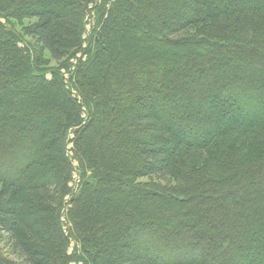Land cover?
<instances>
[{
    "label": "trees",
    "instance_id": "trees-1",
    "mask_svg": "<svg viewBox=\"0 0 264 264\" xmlns=\"http://www.w3.org/2000/svg\"><path fill=\"white\" fill-rule=\"evenodd\" d=\"M148 121L156 131L134 138ZM258 135L252 159L225 158L226 138ZM185 151L205 166L194 178ZM205 168L216 178L201 181ZM175 182L185 192L159 188ZM138 201L150 228L132 224ZM0 231L22 264H237L250 250L264 264V0H0Z\"/></svg>",
    "mask_w": 264,
    "mask_h": 264
},
{
    "label": "rangeland",
    "instance_id": "rangeland-1",
    "mask_svg": "<svg viewBox=\"0 0 264 264\" xmlns=\"http://www.w3.org/2000/svg\"><path fill=\"white\" fill-rule=\"evenodd\" d=\"M188 14V13H187ZM27 24V22H22L20 25H16V27H15V29H16V31L18 32V33H20L21 34V36L23 37V40L26 42V43H28V45H30L31 46V48H33V49H35L34 51H38V49L36 48L37 46H36V44H34V41H33V39L29 36V35H26L25 33H24V27L25 26H27L26 25ZM91 21H89V23H88V25H87V27H86V36H87V34H89L90 33V29H91ZM136 28V27H135ZM135 28H133V31L135 30ZM142 31H144V30H142ZM138 45V44H137ZM18 46L19 47H25L24 46V44L23 43H19L18 44ZM26 48V47H25ZM137 48H139V45L137 46ZM32 50V49H31ZM33 50H32V54H33V52H34ZM29 52H31L30 50H29ZM77 57H79V55H77ZM159 57V56H158ZM160 58V57H159ZM42 59H43V68H44V70L46 69V68H57V64H56V62L54 61V60H52V59H50L49 57H48V53L47 52H42ZM86 58H84V60H85ZM163 59V58H162ZM45 63V64H44ZM68 63H69V68L67 69V68H62L61 70H60V72H61V74H62V77H63V80H64V82L67 84L68 83V81H72V82H74V75H72L73 74V72H74V68H75V64H76V59L75 58H72L71 60H69L68 61ZM32 64V63H31ZM39 68H41L40 66H39ZM104 68V67H103ZM109 68H111V67H109ZM106 69H107V67H106ZM48 77H49V75H47ZM70 87V86H69ZM71 94L74 96V95H76L75 94V91L73 90V89H71ZM79 99V98H78ZM215 101V100H214ZM214 101H212V103H211V105H213V102ZM218 105V104H217ZM122 106V105H121ZM195 107H197V108H199V106H195ZM122 109H123V107H122ZM154 109V108H153ZM153 109H151V111H149L152 115H154V112H153ZM155 110V109H154ZM121 111V113H123L122 112V110L120 109V108H115V109H112V112H114V117L116 118V120H114L115 121V123H116V121L118 122V114H119V112ZM139 111V108L138 107H135V105L134 104H131V105H129V107H127V108H125V112H124V114H126V116H133L135 113H137ZM30 112H31V114H32V116L33 117H31L32 118V120H37V119H39L38 118V116H35L36 115V113L38 114L39 112L38 111H36V108L34 107V108H32V109H30ZM85 112V113H84ZM153 112V113H152ZM200 112V111H199ZM241 114H243L242 112H241ZM39 116L41 115L40 113L38 114ZM192 117L193 118H195V116L194 115H192ZM243 118L242 119H245V120H251L252 118H257L258 119V117H261L260 115H256V113H254L253 115H250L249 116V114H243V116H242ZM81 118H82V123H85L86 122V120H87V117H86V111H85V109L83 108L82 109V112H81ZM102 118V117H101ZM241 119V120H242ZM222 120V119H221ZM225 120V119H224ZM161 121L162 122H164V123H168V124H170V122L173 124V126L175 125V123H174V120L173 119H171V121L170 122H168V121H166V120H164V119H161ZM224 121H220V126L222 125L221 123H223ZM225 123H227V122H225ZM228 123H229V121H228ZM231 123V122H230ZM113 125H115L114 123H112ZM149 124H152V122H150V121H148V122H142L141 124H140V126H139V129H137V131H135L134 132V138H140V139H147V134H146V131L147 130H149V129H151V128H153L154 129V131H156V128L155 127H152L151 125L150 126H148ZM22 126V125H21ZM97 126H99V125H97ZM96 126V127H97ZM25 128H27V127H25ZM128 128V127H127ZM132 129L133 128H131L130 129V131H132ZM183 130H181L180 131V133L178 134L179 136L180 135H183V137H186V136H188L189 135V133H187V132H182ZM118 135V139L119 138H121V137H123L121 134H119V132L117 133ZM197 134V133H196ZM177 135V136H178ZM199 138L201 137L200 136V134H198L197 135ZM74 137V135H73V133L72 132H69V134H68V136H67V138L68 139H70V138H73ZM107 138V137H106ZM105 138V139H106ZM181 138V137H180ZM191 138V137H190ZM74 139V138H73ZM231 141H233V140H231ZM149 144L150 145H153V146H160L161 147V149L162 150H168V145H167V142L168 141H164V139H158V138H156V137H153V138H149ZM133 144V143H132ZM72 143H68V145H67V155L69 156V157H71V158H73V151H72ZM260 148H262L261 147V144H260V138H259V135L256 137V139H252V140H248V141H245V146H239V147H237V146H235L233 143H231L227 138L225 139V141H224V143L222 144V146H221V149H222V152H223V154H225V158H226V156L227 155H229L230 154V156H229V158L228 159H230L231 158V160L233 161V162H242V161H244V160H246V159H252V157L253 156H255L256 154H257V151H258V149H260ZM253 150H254V152H253ZM259 152V151H258ZM138 154V153H137ZM71 164H72V166H73V168H74V180H75V185H76V183L78 182V180H79V178H78V175H77V173H78V171H77V169H78V162H77V160L76 159H71ZM180 165H181V170H182V172L184 173V175H185V177L187 178V177H192V178H194V176H197L198 175V172L197 171H195V167H200V169L201 170H203V168L205 167L204 166V164L202 163V162H199L198 160H197V158H196V156H195V154H193V153H187L186 151L185 152H183V158L181 159V161H180ZM134 168H135V166H134ZM129 169H131V167L129 168ZM199 169V170H200ZM208 171H211V169L209 168L208 169ZM203 172H204V170H203ZM213 172V171H212ZM216 174V173H215ZM218 174V173H217ZM208 178V180H212V179H214V178H216L215 176H213V174H207V168H205V173H203L202 174V178H200V180L201 181H204L205 180V178ZM142 182H147V180H145V179H142L141 180ZM72 185V184H71ZM149 186H151V185H149ZM169 186H171V187H166V186H159V188L161 189L162 187L163 188H165V189H167V188H170V189H173V190H179V192H185V191H183V190H181V189H183V185L182 184H180L179 182H175V183H172L171 185H169ZM188 193H190V192H188L187 191V193H184V194H188ZM213 196V195H212ZM217 201V200H216ZM143 203V205L141 204V201L139 202H137V204H136V206H137V208H135V206L133 207V205L134 204H131L130 206V208H129V210H128V213H130V212H134L135 210H139V212H140V214L142 213L143 215H140L139 217L140 218H143L144 220H142V219H140L139 217L137 218V220L136 221H133L132 222V224L136 227V226H138L137 228L138 229H140V225L141 224H145V226H148V225H146L147 223L146 222H149V221H151V222H153V221H157V219H156V216L157 215H155L154 213H151V212H149V211H147V209H148V207L145 205V203L144 202H142ZM139 204V205H138ZM147 207V208H146ZM131 208H133L132 210H130ZM139 219V220H138ZM153 220V221H152ZM146 221V222H145ZM142 227V226H141ZM149 228H150V226H148ZM141 230H144V231H146L143 227L141 228ZM154 237L156 236V238L154 239V240H156V241H159V242H162V241H167L166 239H163V238H161L160 240L158 239V237H157V235H153ZM135 244H136V242H135ZM137 245V244H136ZM73 246V242H71V245H70V247H72ZM138 247H140V246H138ZM143 252V256L145 257V258H149V259H151V258H154V255H152V253H151V249L149 248V247H143L142 249H141ZM71 251V248H69V252ZM259 253V252H258ZM0 254L1 255H3L4 257H7L8 259H11V260H14V261H16L18 264H22V260H21V258H20V256L18 255V253H16L15 251H13L12 249H11V246L9 245V243L7 242V240H6V235L2 232V231H0ZM201 253L200 252H198V253H196V255H193V256H195V257H197V258H200L199 257V255H200ZM103 254H101V259L103 258V256H102ZM256 255H257V253L254 251V252H252L251 250H250V252L249 251H247V253H245V252H242L241 254H239V256H238V260H236L234 263H237V264H248V263H251V261H253V259H254V257H256ZM70 264H74V263H70ZM78 264H80V263H78ZM102 264H104V262H103V260H102Z\"/></svg>",
    "mask_w": 264,
    "mask_h": 264
}]
</instances>
